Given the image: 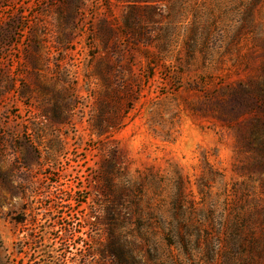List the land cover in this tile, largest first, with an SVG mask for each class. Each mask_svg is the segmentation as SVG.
<instances>
[{
    "label": "rangeland",
    "instance_id": "rangeland-1",
    "mask_svg": "<svg viewBox=\"0 0 264 264\" xmlns=\"http://www.w3.org/2000/svg\"><path fill=\"white\" fill-rule=\"evenodd\" d=\"M112 225L264 264V0H0V264H111Z\"/></svg>",
    "mask_w": 264,
    "mask_h": 264
},
{
    "label": "trees",
    "instance_id": "trees-1",
    "mask_svg": "<svg viewBox=\"0 0 264 264\" xmlns=\"http://www.w3.org/2000/svg\"><path fill=\"white\" fill-rule=\"evenodd\" d=\"M139 1L146 2L147 0ZM237 232L240 233V229ZM137 250V246L129 242L119 233V227L117 225L110 227L106 253L113 259L111 264H134Z\"/></svg>",
    "mask_w": 264,
    "mask_h": 264
}]
</instances>
